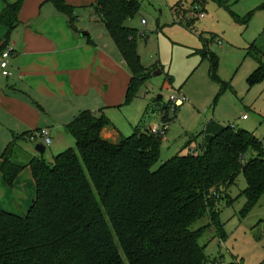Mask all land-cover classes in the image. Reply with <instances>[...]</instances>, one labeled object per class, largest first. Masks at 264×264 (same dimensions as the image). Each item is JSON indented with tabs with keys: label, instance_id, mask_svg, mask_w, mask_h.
<instances>
[{
	"label": "trees",
	"instance_id": "obj_1",
	"mask_svg": "<svg viewBox=\"0 0 264 264\" xmlns=\"http://www.w3.org/2000/svg\"><path fill=\"white\" fill-rule=\"evenodd\" d=\"M22 1L5 2L0 11V24L6 27L0 50L19 23ZM45 1L77 30L72 4ZM193 1L191 18L185 22L190 30L198 4L204 2ZM91 4L129 72L124 92L128 101L142 84L140 74L146 71L135 47L137 30L126 24L140 3L94 0ZM179 5L171 8L174 18H178ZM211 62L214 74L216 60ZM258 62L249 83L264 75V64ZM150 108L166 121L168 103L156 98L145 105L132 132L117 143L100 136L103 126L109 124L101 108L79 110L63 124L74 145L50 160L22 145L32 131L12 134L0 151L1 176L11 186L16 174L27 166L35 193L24 215L0 207V264H202L206 260V242L199 243V239L208 228L223 238L216 205L228 196L237 175L242 173L246 185L240 193L245 200L240 216L264 193L262 139L254 131L210 118L180 149L188 150L152 167L159 159L162 136L145 124L144 115ZM198 137L194 148L189 147ZM18 154L25 156L24 163L16 161ZM201 217L207 221L194 226Z\"/></svg>",
	"mask_w": 264,
	"mask_h": 264
},
{
	"label": "rangeland",
	"instance_id": "obj_2",
	"mask_svg": "<svg viewBox=\"0 0 264 264\" xmlns=\"http://www.w3.org/2000/svg\"><path fill=\"white\" fill-rule=\"evenodd\" d=\"M65 1L80 7L83 15L78 23L80 28L101 40L105 37L110 39L104 25L89 19L83 9L93 0ZM138 2V12L127 19L126 24L137 30L135 47L139 62L146 71L140 74L142 84L128 101L124 99L128 74L124 86L119 80L112 84L109 103L104 102L100 106L108 121L123 133L130 134L145 105L152 104L157 94L162 96L160 103H166L169 93L184 94L186 99L181 105L174 110L166 109L169 119L164 122L165 136L160 139L159 159L152 167L176 152L188 150L187 147L180 149L188 137L195 135L210 118L254 131L264 146V75L256 82L248 81L259 64L258 60L264 64V0H204L198 4L199 12L192 19V30L185 26V22L191 18L190 11L195 1ZM179 2L178 18H174L171 8ZM141 18L146 22L144 25L140 24ZM210 53L214 57H210ZM212 59L216 60L214 74ZM154 70H160V73L155 74ZM26 103L34 106L31 101ZM243 113L247 118L242 120L240 116ZM51 115L59 119L52 121V137L48 145L44 144L41 156L46 160L59 150L74 145L72 137L62 130V124L58 122L62 119L67 122L69 117L62 118L55 112ZM12 117L0 107V151L10 140L12 130L21 131L15 130L7 121ZM144 121L149 128L161 127L162 123L160 113L151 108L145 113ZM195 140L189 147L194 148L200 141L199 137ZM37 142L27 141V150L34 149ZM16 161L24 163L25 156L18 154ZM245 186L240 173L228 188V196L217 203V216L224 236H215L211 228L204 231L199 239V243L206 242V260L202 264H229L233 260L238 264H264V193L244 216H240L239 210L245 201L240 193ZM34 193L27 167L20 169L11 186L4 183L0 173V207L8 212H11L8 209H15L24 215L28 209L26 203ZM206 221V217H201L194 226Z\"/></svg>",
	"mask_w": 264,
	"mask_h": 264
},
{
	"label": "crops",
	"instance_id": "obj_3",
	"mask_svg": "<svg viewBox=\"0 0 264 264\" xmlns=\"http://www.w3.org/2000/svg\"><path fill=\"white\" fill-rule=\"evenodd\" d=\"M14 1L0 0V11L5 2ZM92 2L83 9L89 19L103 24L92 11ZM74 9L77 15L76 31L69 26L66 17L45 0H23L20 4L19 23L10 31L9 42L4 46L11 47L12 54L7 62V68L11 70L10 76L2 75L0 69V107L14 116L7 120L11 126L15 130H21H12L11 137L13 133L45 127L48 129L50 142L53 134L52 121L59 119L51 115V112L59 113L62 118L68 116L71 120L82 109L103 110L100 106L104 102L109 103L112 84L119 80L121 86H124L127 74L129 78L126 65L110 35L108 34L110 39L105 37L102 40L98 36L89 35L87 30L78 25L80 16H83L80 14V7L74 6ZM171 15L174 17L172 12ZM81 31L86 34L80 35ZM5 32L6 27L0 24V48ZM27 100L36 107L26 103ZM246 118L247 115L243 119ZM62 120L58 122L68 134L63 128L66 119ZM127 134L110 122L100 131L104 140L113 143ZM39 139L35 137L30 140L37 142ZM30 140L26 138L22 142L26 150V142ZM39 143L42 144L40 141ZM27 151L39 155L33 148ZM31 199L32 196L26 206ZM8 210L22 215V212L15 209Z\"/></svg>",
	"mask_w": 264,
	"mask_h": 264
},
{
	"label": "built area",
	"instance_id": "obj_4",
	"mask_svg": "<svg viewBox=\"0 0 264 264\" xmlns=\"http://www.w3.org/2000/svg\"><path fill=\"white\" fill-rule=\"evenodd\" d=\"M145 20L141 19V24H144ZM11 47H5L2 50H0V69H1V74L4 76H10L11 74V70L9 68H7V62H8V58L11 55ZM165 79H167L165 77ZM168 81V79H167ZM185 96L184 94L181 95H177L175 93H169L168 95V108L171 110H174V108L176 106L181 105L182 102L185 101ZM241 119H243L244 117H246V114L243 113L241 116ZM230 127H236L234 123H229ZM153 130H157L160 135L162 136V138L165 136V130H166V125H164V122L161 124V127H157V128H151ZM35 137L41 138L42 139V144L47 145L49 142V135H48V129H46L45 127L40 128V130H34L32 132L29 133L28 138L29 139H34ZM190 150H192V148H190Z\"/></svg>",
	"mask_w": 264,
	"mask_h": 264
},
{
	"label": "water",
	"instance_id": "obj_5",
	"mask_svg": "<svg viewBox=\"0 0 264 264\" xmlns=\"http://www.w3.org/2000/svg\"><path fill=\"white\" fill-rule=\"evenodd\" d=\"M86 32L85 31H81L80 32V35H85ZM155 74H159L160 73V70H154L153 71ZM157 99H160L161 98V95L157 94L156 96ZM34 150L38 153V154H42L43 151H44V145H42L41 143L37 142L34 144Z\"/></svg>",
	"mask_w": 264,
	"mask_h": 264
}]
</instances>
